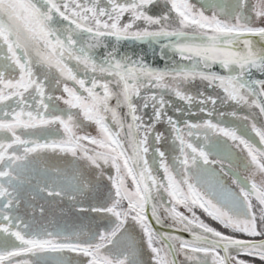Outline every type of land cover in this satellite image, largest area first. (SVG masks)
<instances>
[{
    "label": "snow or ice",
    "instance_id": "snow-or-ice-1",
    "mask_svg": "<svg viewBox=\"0 0 264 264\" xmlns=\"http://www.w3.org/2000/svg\"><path fill=\"white\" fill-rule=\"evenodd\" d=\"M0 237V264H264V0H0Z\"/></svg>",
    "mask_w": 264,
    "mask_h": 264
},
{
    "label": "rangeland",
    "instance_id": "rangeland-1",
    "mask_svg": "<svg viewBox=\"0 0 264 264\" xmlns=\"http://www.w3.org/2000/svg\"><path fill=\"white\" fill-rule=\"evenodd\" d=\"M192 2L198 4L199 0H192ZM56 94L59 95L60 93L57 92ZM61 107H63L62 103H61ZM238 123H239L238 121L234 122L233 126H237ZM164 127H165V125H159L158 126L159 130H163ZM87 131H90L93 134H95L94 128L87 129ZM221 139H223V138H221ZM165 147H167V145H165ZM228 182L231 183L230 180ZM107 184H108V181H107L106 177L103 180L99 181L98 182V193L97 194H106L105 185H107ZM20 214L24 215L23 208L21 209V213ZM56 216H57V219L59 220L60 224H67V225L75 227V228H86L90 224L89 219L76 217L71 212H68L66 208H65V213L62 216L60 215L59 209H56ZM49 219H51V217H49ZM0 239H2V237H0ZM141 259L143 260L144 258L141 257Z\"/></svg>",
    "mask_w": 264,
    "mask_h": 264
},
{
    "label": "water",
    "instance_id": "water-1",
    "mask_svg": "<svg viewBox=\"0 0 264 264\" xmlns=\"http://www.w3.org/2000/svg\"><path fill=\"white\" fill-rule=\"evenodd\" d=\"M121 51L122 52H127L130 55L143 54L144 58L149 63H151L154 67H163L164 66L163 61L160 60L158 55H154L153 54L152 47H150L148 45H140V44L133 45V44L125 43V44L121 45ZM157 52H158V49H157ZM99 54H101V55L103 54V50L102 49L99 50ZM193 90L195 91V89H193ZM213 94H215V93H213ZM220 110L224 111L225 113H228V112L233 111V108H231V107H223ZM225 119H228V120H225ZM224 120L226 122L227 121L229 122V121H233V118L230 117V116L225 115ZM230 126H233V123Z\"/></svg>",
    "mask_w": 264,
    "mask_h": 264
}]
</instances>
